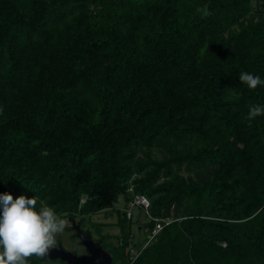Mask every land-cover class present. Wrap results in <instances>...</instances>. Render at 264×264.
<instances>
[{
	"label": "trees",
	"instance_id": "1",
	"mask_svg": "<svg viewBox=\"0 0 264 264\" xmlns=\"http://www.w3.org/2000/svg\"><path fill=\"white\" fill-rule=\"evenodd\" d=\"M261 1L0 0V194L89 240L120 197L111 264H264V116L245 119L264 86L238 80L264 79ZM129 188L149 203L140 241Z\"/></svg>",
	"mask_w": 264,
	"mask_h": 264
},
{
	"label": "clouds",
	"instance_id": "2",
	"mask_svg": "<svg viewBox=\"0 0 264 264\" xmlns=\"http://www.w3.org/2000/svg\"><path fill=\"white\" fill-rule=\"evenodd\" d=\"M197 11L205 17L212 15L207 5ZM238 80L249 90L264 86V79L249 72H241ZM260 116H264V104H255L245 119L251 122ZM67 227L69 221L37 196L14 199L9 193L0 194V264H30L33 257L47 261L50 250L57 248V237Z\"/></svg>",
	"mask_w": 264,
	"mask_h": 264
},
{
	"label": "rangeland",
	"instance_id": "3",
	"mask_svg": "<svg viewBox=\"0 0 264 264\" xmlns=\"http://www.w3.org/2000/svg\"><path fill=\"white\" fill-rule=\"evenodd\" d=\"M250 3L252 6V10L256 9V6L258 7V9L262 7L261 0H250ZM256 3L257 5L255 6ZM122 204H123V201L119 197L117 202L113 204L112 209H109L106 211H100L98 213L90 215L85 220V222L82 225V229L87 230L91 233L90 239L93 245H100L102 243L100 236H103V235L110 236V239L108 240V242L112 244L116 242L115 237L118 234V228L115 224L116 223V209L120 210V208L122 207ZM131 219H132L131 232L134 235V237H136L139 240L142 237V234H141L142 232L138 228V225L144 223L145 221L144 217L137 208H133ZM77 220L78 218H75V222ZM134 220H138V221L135 222ZM71 225L72 224L69 222V227H71ZM66 229L62 235L57 237L58 243L66 251H69L71 253L75 251L74 254H77V255L81 254L83 252V248L80 245L79 240L71 237V235L73 234L72 230H66ZM96 230H98V234L96 233Z\"/></svg>",
	"mask_w": 264,
	"mask_h": 264
},
{
	"label": "water",
	"instance_id": "4",
	"mask_svg": "<svg viewBox=\"0 0 264 264\" xmlns=\"http://www.w3.org/2000/svg\"><path fill=\"white\" fill-rule=\"evenodd\" d=\"M71 228L80 245L86 249V255H77L64 250L60 245L50 250L47 259L59 260L65 264H111V256L100 246H94L87 235L82 234L79 228L72 224Z\"/></svg>",
	"mask_w": 264,
	"mask_h": 264
},
{
	"label": "built area",
	"instance_id": "5",
	"mask_svg": "<svg viewBox=\"0 0 264 264\" xmlns=\"http://www.w3.org/2000/svg\"><path fill=\"white\" fill-rule=\"evenodd\" d=\"M128 191H129V195H130V200L127 202V204L123 208L124 216L127 219H130L131 218V211H132L133 208L140 209L143 213H145L146 216H148L147 209H148L149 203H148V200L146 199V197L143 196V195H140V194H132L130 192V188L128 189ZM154 222H155L154 227L152 228V230L147 235L146 240H145L143 246L146 245L148 242H150L153 239V237L155 236V234L162 227V224L157 219H154ZM167 222L168 221L166 220L164 222V224H167ZM126 253H127L129 262H131L137 256L138 251H136L129 244L127 246V248H126Z\"/></svg>",
	"mask_w": 264,
	"mask_h": 264
},
{
	"label": "flooded vegetation",
	"instance_id": "6",
	"mask_svg": "<svg viewBox=\"0 0 264 264\" xmlns=\"http://www.w3.org/2000/svg\"><path fill=\"white\" fill-rule=\"evenodd\" d=\"M77 239V238H76ZM91 241V240H90ZM80 243V242H79ZM94 246H100V245H94ZM101 247V246H100ZM83 248V252L81 253V254H79V255H86L87 254V252H86V249L84 248V247H82ZM102 248V247H101ZM103 249V248H102ZM103 250H105V249H103ZM106 251V250H105ZM107 252V251H106ZM109 254V253H108Z\"/></svg>",
	"mask_w": 264,
	"mask_h": 264
}]
</instances>
